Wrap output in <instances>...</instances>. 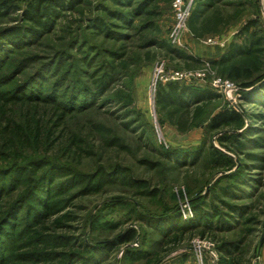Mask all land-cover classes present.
I'll use <instances>...</instances> for the list:
<instances>
[{"label": "rangeland", "instance_id": "374dc122", "mask_svg": "<svg viewBox=\"0 0 264 264\" xmlns=\"http://www.w3.org/2000/svg\"><path fill=\"white\" fill-rule=\"evenodd\" d=\"M27 1L0 0V30L24 26L27 31L9 46L8 55L0 54V130L5 123L21 125L26 112L36 111V119L47 128L59 116L61 121L60 127H51L50 139L37 147L26 145L13 153L0 144V219L9 214L15 221L13 235L3 240L0 264H60L67 257L68 264H84L76 257L87 255L82 243L95 248L92 264H216L215 241L236 243L244 253L237 255L242 264H259L258 245L264 237V102L244 101L238 85L228 99L204 66L184 68L153 40L209 59L223 52L249 19L259 20L264 36V0H222L205 18L216 12L228 17L238 10L236 20L202 39L194 38L186 23L177 43L170 37L171 3L157 7L158 32H149L144 16L133 13L142 0H78L75 10L56 9L58 15L39 25L22 21ZM96 18L103 20V27L94 26ZM40 74L44 76L37 79ZM59 77L64 82L56 89L58 95L46 98ZM35 82L42 87L40 93L27 97L33 94L28 84ZM168 82L209 87L220 98L189 131L180 133L154 102L157 86ZM71 85L87 90L79 91L73 104L63 92ZM223 106L243 112V126L237 130L243 146L220 143L232 131L205 132L208 117ZM69 143L78 153L75 160L61 154ZM198 148L203 149L198 161L168 155ZM217 151L221 157H215ZM46 163L60 168L41 184L42 192L41 186L34 191L40 198L47 188L45 202L56 198L47 205L48 218L38 216L41 203H21L44 174ZM13 166L20 169L17 174L11 172ZM228 186L226 194L222 189ZM194 200L220 212L213 219V231L203 240L197 235L210 227L194 224L179 235L180 245L168 249L163 244L166 235L178 233L176 225L197 216ZM58 219L60 224L55 223ZM32 229L41 236L34 239ZM128 229L136 232L134 242L115 245L114 238Z\"/></svg>", "mask_w": 264, "mask_h": 264}, {"label": "trees", "instance_id": "16d2710c", "mask_svg": "<svg viewBox=\"0 0 264 264\" xmlns=\"http://www.w3.org/2000/svg\"><path fill=\"white\" fill-rule=\"evenodd\" d=\"M221 1L222 0H194L189 17L187 19V28L194 38L202 39L205 36L217 35L220 33L221 29L229 24V22L238 18L240 14L238 10L228 17H224L221 13L216 12L212 14L211 17L205 18L207 11L212 9L215 4H218ZM171 2L172 0H142L136 5L133 13L136 16H144L145 21L143 26L146 27L149 32H158L157 25L154 22L155 18L159 16L157 7L161 3ZM78 3V0H28L25 8L22 10V21L30 23L31 25L32 23L39 25L40 20H50L51 17L58 15L56 9H68L72 11L75 10V7L78 5ZM94 26L103 27V20L98 18L94 19ZM26 33L27 31L24 29V26H14L0 30V54L7 52L6 54L8 55V51L11 49L9 46L15 44V42L21 37L23 38ZM153 43L160 47L167 48L171 54H174L182 61L183 67L186 69L198 70L200 67L204 66L211 78H217L222 81H228L238 85L241 89H243L241 95L244 101L255 98V100L258 102H264V36L260 28L259 20L249 19L246 21L235 32L232 40L229 42L222 54L216 58L203 60L199 57L187 54L182 50L167 46L157 40H153ZM40 75L37 79L44 76L42 74ZM56 80L57 81L54 82L55 87L50 90L48 96L46 97L48 99L55 98L57 94V87L61 85V82H64L62 77H59ZM36 84L37 85L34 83L28 84L29 87H32L30 91L33 94L27 95V97H34L40 93L42 87L40 84ZM67 85H70V83L68 82ZM67 88L68 89H65V91L63 90V92L64 94H67V103L69 104L72 103L71 101L77 96L79 91L87 93V90L85 88H81L80 85L78 87L71 85L70 87L67 86ZM245 89L250 90L247 92ZM69 91L72 92L70 93ZM124 97L125 101L127 102V106H130L131 100L128 98V96ZM219 98L220 96L209 87H199L194 84L179 82H168L165 84H159L157 86L154 102L158 111L164 116L165 120L169 124L175 126L178 132L186 133L199 120L202 119L211 104L219 100ZM53 107L58 108L56 106ZM35 112L32 114L26 112L23 116L24 119L21 125H15L11 127L8 123H5L2 126L0 130V144L5 150L13 152L16 149L25 148L26 145L33 148L37 147L43 141L47 142L50 139L49 136L51 135L50 131L52 126L60 127V116L53 120L51 122V126L47 128L46 126L40 125V121L36 119ZM243 120L244 114L243 112H239V109L236 110L232 106H223L217 112L211 114L208 117L205 123V132L208 134H215L225 130L232 131L233 134L231 137H222L219 140L220 143L225 144L234 142V144L243 146V143L239 142L237 139V130L242 128ZM72 147L73 143H69L68 145L62 147L61 154L64 158L68 157L72 160L76 159L78 153ZM216 154L217 155L215 157L222 156V153L218 151ZM168 155H171V157L177 159H184V161H198L203 155V149L198 148L195 150H182V152L173 150L170 151ZM39 163L42 162L39 161ZM43 165L46 168L50 166V170H48V168H44V174H41L39 178L35 180L34 188L26 193L27 195L24 196L26 200H22L21 203H28L27 200L41 203L40 206L42 208H37V212H39L38 216L48 218L50 214L48 213L47 205L55 203L56 198H50V201L45 202V196H49L48 189L46 188V190H43L45 194H42L40 198H38L37 192L40 190L42 192L43 186L41 184L48 182L52 177V173L58 171L60 168L52 164L49 166L48 164ZM13 167L14 168L11 170V172L17 174V171L20 169L17 166ZM1 173L2 172H0V174ZM234 174L235 173L229 174L231 179L236 178V175ZM1 178L2 176L0 175V182ZM40 186L41 189L39 188ZM222 190L226 194H229L231 187H224ZM31 197L36 198L32 199ZM36 199H38L40 202ZM192 204L197 216H195L194 220L190 223L183 222L181 226L176 225V229H179L178 233L176 232L172 235H166L163 244H165L168 249H172L180 245L182 240L179 239V235H182L186 229L191 230V226L194 224L201 223L203 224L202 226L210 227V229L207 230L203 228V230L197 235L203 240H206L209 233L213 231V219L217 217L219 218L220 212L216 211L214 206V211H208V207L210 208V206H207L205 202L197 203L194 200L192 201ZM219 222H221V219ZM55 223L60 224V220H55ZM205 223L209 224L206 225ZM6 226H9L7 230H5ZM14 226V218L9 214L0 219V263L2 260L1 250L3 248V240L5 238L7 239V236L13 235L12 230ZM31 234L34 239L36 238L34 235H37L38 237L41 236L38 232H36V229H32ZM135 238L136 232L128 229L114 238V244L119 246H128L134 242ZM263 240L264 237L258 245L259 249ZM214 243L216 245L218 254L216 264H242L243 259L242 257L238 256L243 255L244 253H240L239 245L227 241H215ZM101 244L105 245L106 243ZM82 246L85 248L84 251H86L87 255H73L83 259L84 264L94 263L95 248L90 247L86 243H82ZM100 249L102 248H96V250ZM32 254L34 256H40L43 254V252H34ZM65 260L66 261H63L60 264H68V257L65 258Z\"/></svg>", "mask_w": 264, "mask_h": 264}, {"label": "built area", "instance_id": "2783aa9c", "mask_svg": "<svg viewBox=\"0 0 264 264\" xmlns=\"http://www.w3.org/2000/svg\"><path fill=\"white\" fill-rule=\"evenodd\" d=\"M193 0H172L171 2V10H172V19H173V26L171 29L170 37L172 38L173 42L177 43L179 40V35L184 30L187 19L189 17L191 11V5ZM205 71L207 72L206 68ZM208 74V72H207ZM213 85L215 86L220 85L223 87V94L228 98L231 99L232 93L238 91V88L235 84L222 81L217 78H212Z\"/></svg>", "mask_w": 264, "mask_h": 264}, {"label": "crops", "instance_id": "0c3cea01", "mask_svg": "<svg viewBox=\"0 0 264 264\" xmlns=\"http://www.w3.org/2000/svg\"><path fill=\"white\" fill-rule=\"evenodd\" d=\"M206 54H209V53H206ZM222 52L219 54L221 55ZM219 55L217 56H212L211 54L208 55L209 58H214V57H218ZM258 261H259V264H264V240L260 246V249H259V254H258Z\"/></svg>", "mask_w": 264, "mask_h": 264}]
</instances>
